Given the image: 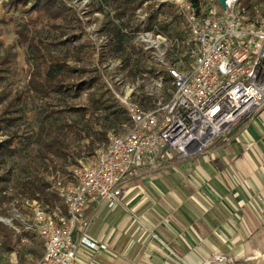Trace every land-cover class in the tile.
Masks as SVG:
<instances>
[{"label": "built area", "instance_id": "1", "mask_svg": "<svg viewBox=\"0 0 264 264\" xmlns=\"http://www.w3.org/2000/svg\"><path fill=\"white\" fill-rule=\"evenodd\" d=\"M172 3L188 25L190 68L166 64L173 46L166 36L139 33L137 40L146 52L163 51L161 64L168 70L171 87L166 91L163 78L154 81L157 95L146 92L154 101L148 109L135 101L133 90L124 96L114 91L129 111L132 126L126 134L110 138L95 163L80 171L75 184L56 183L65 212L57 206L51 210L35 207L32 219L22 221V226L0 219L18 235L40 237L44 254L35 264H81V246L106 251L105 245L86 234L90 220L85 211L91 203L109 210L124 207L127 181L156 169L161 160L195 158L219 139L228 142L234 129L264 106V19L250 21L240 16L238 0H227L226 10L219 0L216 8L204 0L200 14L190 0ZM157 58L151 55L150 59ZM251 148L249 143L246 151ZM22 242L27 243L28 236Z\"/></svg>", "mask_w": 264, "mask_h": 264}, {"label": "trees", "instance_id": "2", "mask_svg": "<svg viewBox=\"0 0 264 264\" xmlns=\"http://www.w3.org/2000/svg\"><path fill=\"white\" fill-rule=\"evenodd\" d=\"M149 1L151 0H94L97 12L104 13L107 18L102 31L107 37L103 54L109 55L111 60L119 61L126 75L136 81L145 80L148 75L156 80L163 78L167 91L172 82L167 68L149 69L146 62L150 57L135 42L139 33L144 31L166 36L173 41L168 60L175 67H178L180 60L189 62L184 68H190L193 59L186 55L189 29L181 11L167 3L154 6L150 4L145 28L141 29L136 20L137 13ZM190 1L200 14L204 0ZM6 7L21 16L16 27L19 29V36L30 48L29 58L34 62L35 71L28 88L10 100L0 113V217L7 213L3 209L5 203L14 200L9 186L15 168L20 166L15 160L31 145L42 142L45 152L40 154L42 161L38 172L33 173V169L27 171L24 167L23 171L29 173V179L20 184L22 193L28 197V201L37 203V208L51 210L56 207V201L60 200L55 189L57 182L50 181L49 175L54 171L66 172V169L57 167L55 160L58 159L65 165L69 161L78 165L76 160L83 158L72 150V144L68 141L70 134H74L77 140L75 143L81 147L82 154L92 157L97 155V144L102 146L105 141L109 143L111 137L126 134L132 126L129 111L102 74L97 70L88 72L86 69L67 65L72 54L75 55L76 62H82V53L89 48L82 45L75 52L70 49L84 34V29L71 8L62 0H9ZM238 13L250 21L264 19V0H246L239 7ZM41 30L54 31L58 35L45 40L41 37ZM32 31L35 32L34 36H30ZM38 38L41 43H38ZM1 48L0 43V54ZM7 53L0 55V82L5 80V75L12 69L11 52ZM141 93L136 102L145 109L153 106L152 98L147 97L143 89ZM85 94L87 96L83 104L81 102ZM31 99L38 102L35 111L36 126L30 125L26 119L25 106ZM5 100L6 97L0 95V104ZM2 138L5 139L1 140ZM16 142L20 147L15 145ZM10 164L12 165L8 168ZM5 231L4 224L0 222V247L12 254L14 243ZM27 236L29 238L26 233L18 235L19 243ZM34 236L30 238L33 239Z\"/></svg>", "mask_w": 264, "mask_h": 264}, {"label": "crops", "instance_id": "3", "mask_svg": "<svg viewBox=\"0 0 264 264\" xmlns=\"http://www.w3.org/2000/svg\"><path fill=\"white\" fill-rule=\"evenodd\" d=\"M253 123L213 159H165L130 179L124 207L91 203L87 236L107 250L81 246V264H264V115Z\"/></svg>", "mask_w": 264, "mask_h": 264}, {"label": "rangeland", "instance_id": "4", "mask_svg": "<svg viewBox=\"0 0 264 264\" xmlns=\"http://www.w3.org/2000/svg\"><path fill=\"white\" fill-rule=\"evenodd\" d=\"M65 5L69 8H71L76 15V17L79 19L80 25L84 29V34L80 36L78 39V43L73 44L71 46V51L75 52L77 48L82 47V45H87L89 48L87 51H83L82 53V62H76L75 55L72 54V58L68 60V66L72 68H78V69H86L88 72H94L95 70L98 71L99 74H102L105 78V81L110 84L112 89L115 91L116 94H119L121 96H124V94L128 90H133V94L135 93V101L139 95H142L141 91L142 89L144 92L152 93L157 95L156 87L154 86V81L156 79L153 76L148 75V78L145 80L138 79L137 81L131 77H128L126 73L122 70V65L119 61L111 60L109 55L105 54V46L107 37L102 33L103 27L105 23L107 22L106 15L104 13L97 12L96 7L94 5V0H62ZM173 0H151L148 3L144 5L143 9H140L137 13V23L141 25V29L145 28V23L147 22L149 13H148V7H150V4L154 6V4L159 5L161 3H167L169 5L177 7L172 3ZM206 4H214V7L216 8V0H205ZM208 1V2H207ZM239 1V7L242 6L246 0H238ZM256 1V0H254ZM9 2V0H0V43L2 44L1 48V56L7 55V52H11V72L6 76L5 80L0 82V95L5 96L6 100L0 104V113L3 111L5 106L8 104V102L12 99H14L17 95H19L23 90H26L28 88L29 81L32 77L34 70L33 66V60L29 58V55L31 53L30 48L28 44L23 40L21 36L18 34V28L16 27L18 24V21L21 19V16H17V13L12 12V10L7 9L6 4ZM176 3V2H175ZM238 3V2H237ZM239 7H236L238 10ZM178 8V7H177ZM259 19V18H258ZM34 30V29H33ZM47 30H41L40 34L42 38H54L58 35V33H55L54 31L46 32ZM35 32H31L30 36H34ZM38 43H41L40 38L37 39ZM139 48L145 52L146 56H149L151 58V55L158 60H148L146 62L147 67L150 69H156L160 70L162 66V53L151 54L144 50L142 42L137 40L135 42ZM146 47V45H145ZM62 55V54H61ZM181 61V60H180ZM168 66H173L171 62L168 60L166 62ZM189 64L186 62H180L178 67L181 68L186 67ZM192 64V62H190ZM86 94L83 98V101L81 103H85ZM37 101L31 99L27 102L25 106V112H26V119L28 120V123L30 125H35V111L37 107ZM264 115V106L256 113L253 114L252 117H248L244 119L235 129L234 131L237 133L239 131H242L244 128L247 127L248 131L254 132L255 125L254 121L258 123L259 125H262V116ZM253 121V122H252ZM112 136V135H111ZM232 136H229V139ZM5 138H2L1 140H4ZM223 139H219L214 145L210 146L204 153L196 156L195 158L191 159H185V160H196L198 158L207 157L209 159H213L214 155H216V151L218 150V147L220 146H226L222 141ZM69 143L72 144V150L74 152H78L82 155V159H78V165H74L71 163V161L68 162L67 165H65L63 162H60L58 159L55 160V163L57 167H61L63 169H66V172L63 173V171H57L53 172L49 175L50 181H55L57 183H62L63 185L67 186L70 184H75L77 182V175L80 173V171L86 167L92 166L96 161V154L92 157H87L84 154H82V151H80V146L76 145V139L74 138V134L71 133L70 137L68 139ZM226 142V141H225ZM108 142H104V145L100 146L97 144V153L101 150H104L108 146ZM16 146L20 147L18 143H15ZM239 145V144H238ZM83 147V146H82ZM41 152H45V146L42 142H36L33 145L30 146V148L16 158L15 162L20 164V166H17L14 170L12 182L10 183V193L11 196L14 197L12 202H6L3 209H6L7 213L6 215H3L0 217V219H9L12 220L14 225L22 226L23 222L25 220H31L33 211L37 205L35 203H31L28 201V197L22 193V187L21 183L26 182L29 179V173L24 172V167L27 171L29 169H33L34 172H38L39 168L38 166L41 164ZM178 159L175 157V159L170 161H185ZM59 161V162H58ZM12 164L8 165V168ZM162 168L160 166L157 167ZM161 170V169H160ZM159 170V171H160ZM165 170V168H164ZM71 176H68V174ZM53 177V178H52ZM142 177V176H141ZM55 187H58V184ZM57 207H60L64 212L65 209L63 208L60 201H56L55 203ZM1 222V221H0ZM6 228V235H9L12 237L13 240V248L14 252L12 254H9L5 252L0 247V264H35L37 261L41 259V257L44 254V244L40 237L34 236V238H28L27 243H19L18 241V235L17 233L13 232L14 230L11 227H8L5 225ZM88 231V229H87ZM86 231V232H87ZM87 234V233H86Z\"/></svg>", "mask_w": 264, "mask_h": 264}, {"label": "water", "instance_id": "5", "mask_svg": "<svg viewBox=\"0 0 264 264\" xmlns=\"http://www.w3.org/2000/svg\"><path fill=\"white\" fill-rule=\"evenodd\" d=\"M219 3L224 10L227 9V0H219Z\"/></svg>", "mask_w": 264, "mask_h": 264}]
</instances>
